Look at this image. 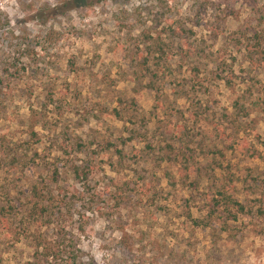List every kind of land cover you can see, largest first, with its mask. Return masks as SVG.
Masks as SVG:
<instances>
[{
    "label": "rangeland",
    "instance_id": "obj_1",
    "mask_svg": "<svg viewBox=\"0 0 264 264\" xmlns=\"http://www.w3.org/2000/svg\"><path fill=\"white\" fill-rule=\"evenodd\" d=\"M12 200L0 264H264V0H0Z\"/></svg>",
    "mask_w": 264,
    "mask_h": 264
},
{
    "label": "trees",
    "instance_id": "obj_2",
    "mask_svg": "<svg viewBox=\"0 0 264 264\" xmlns=\"http://www.w3.org/2000/svg\"><path fill=\"white\" fill-rule=\"evenodd\" d=\"M5 149H7V150H4V151H6V155L8 157H10L11 160H19L18 153L15 150H12V148H10L9 145H7ZM218 192H220V191H218ZM222 194H223V192L222 193L220 192V195H221L220 197L221 198L219 200L217 199V200H213V201H214L216 207L219 206L220 203L223 205V207H222L223 213H225L229 218H231V219H235L236 218V215L231 213V208L232 207H234L236 213L245 212L243 205H241L238 202H235L229 196L223 197ZM6 203H7L6 206H4L5 208L3 206L0 208V218L7 216L6 220L9 221V219L12 218L13 215H14V213H13L14 210L13 209H15V207H17L16 209L21 210L22 209V205L18 204L17 202H15L13 200L11 202L8 201ZM14 203L15 204L17 203L16 206L13 205ZM35 209L36 208H35L34 204H31L30 206H27V208L23 209L20 221L26 222L28 225L33 223V221H35L36 217H37L36 216L37 215V211ZM193 224L202 225V226H208L209 225L208 222L204 221V220H201V221L193 220ZM8 227H9V225H8ZM58 241L62 242V239L59 238ZM38 245L39 244L36 245V247L34 249V253H35L36 256H40V255L44 256L43 259L46 262V264H54V260H49L48 256H50L51 259H56L57 258L56 257V253H57V255H61L59 247H58L59 246V242H58L57 245H54L52 247L51 246L45 247V250L47 251V253L38 252V248H39ZM62 253H64V255H66V256H64V258H63V256H60L61 257L60 261H62V264H84V263L78 261L77 256L73 252H71V251L70 252L63 251ZM87 264H92V263L89 262Z\"/></svg>",
    "mask_w": 264,
    "mask_h": 264
}]
</instances>
